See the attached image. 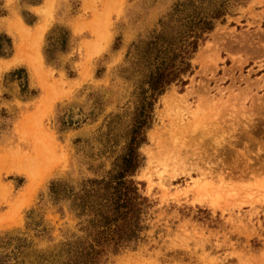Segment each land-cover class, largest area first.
Listing matches in <instances>:
<instances>
[{"label": "rangeland", "instance_id": "1", "mask_svg": "<svg viewBox=\"0 0 264 264\" xmlns=\"http://www.w3.org/2000/svg\"><path fill=\"white\" fill-rule=\"evenodd\" d=\"M186 1L0 0V264H74L92 242L75 197L125 154L135 46ZM192 65L140 149L145 231L105 264H264V0L233 7Z\"/></svg>", "mask_w": 264, "mask_h": 264}, {"label": "trees", "instance_id": "2", "mask_svg": "<svg viewBox=\"0 0 264 264\" xmlns=\"http://www.w3.org/2000/svg\"><path fill=\"white\" fill-rule=\"evenodd\" d=\"M249 0H187L162 22L150 40L135 46L132 58L139 72V97L127 149L107 178L85 184L75 197L81 215L90 216L92 242L73 256L74 264H105L112 249L118 253L141 240L144 216L149 208L134 177L142 168L141 147L153 122L159 98L173 85L186 84L193 73L192 61L201 44L233 7ZM1 49V48H0ZM53 186L55 198L59 195Z\"/></svg>", "mask_w": 264, "mask_h": 264}, {"label": "bare ground", "instance_id": "3", "mask_svg": "<svg viewBox=\"0 0 264 264\" xmlns=\"http://www.w3.org/2000/svg\"><path fill=\"white\" fill-rule=\"evenodd\" d=\"M49 3H50V2H49ZM44 24H45V27H46V23H44ZM40 27H42V26H40ZM43 27H44V26H43ZM45 27H44V28H45ZM22 28H24V27H22ZM46 28H47V27H46ZM46 28H45V30H46ZM24 29H25V28H24ZM24 29H23V30H24ZM23 30H21V35H22V31H23ZM25 30H26V29H25ZM38 30H39V29H38ZM41 30H43L44 33L46 32V31H44V29H41ZM24 32H25V31H24ZM28 32H29V31H28ZM25 33H27V32H25ZM23 35H24V34H23ZM26 36H28V34H26ZM35 38H36V37H35ZM41 39H42V36H41ZM35 40H36V39H35ZM37 40H39V39H37ZM31 42H32V41H31ZM39 42H40V41H39ZM39 42H38V43H39ZM29 43H30V42H29ZM38 43H37V44H38ZM35 44H36V43H35ZM33 45H34V44H33ZM34 47H35V46H34ZM29 53H30V52H29ZM24 54H25V53H24ZM27 54H28V53H27ZM25 56H26V55H25ZM17 58L19 59V57H17ZM26 58H27V57H26ZM21 60H22V59H21ZM33 69H34V66H33ZM34 70H35V69H34ZM48 97H50V96H48ZM30 129H31V127H30ZM36 129H37V128H36ZM31 130H32V129H31ZM37 130H38V129H37ZM34 131H35V130H34Z\"/></svg>", "mask_w": 264, "mask_h": 264}]
</instances>
